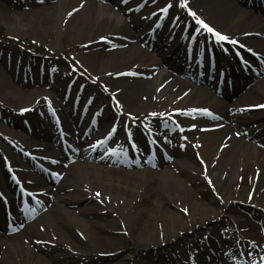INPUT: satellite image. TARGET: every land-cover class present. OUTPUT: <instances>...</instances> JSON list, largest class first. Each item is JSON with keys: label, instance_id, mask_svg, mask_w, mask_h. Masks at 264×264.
<instances>
[{"label": "bare ground", "instance_id": "1", "mask_svg": "<svg viewBox=\"0 0 264 264\" xmlns=\"http://www.w3.org/2000/svg\"><path fill=\"white\" fill-rule=\"evenodd\" d=\"M197 2L199 6L195 13L201 26V34L198 33L200 36L191 41L185 55L189 52L188 55L197 53L199 57L215 58L213 47L222 52L248 37L253 52L264 59V16L261 15L264 12V0H244L243 6L248 7V10L233 6L232 0ZM100 8L107 12H125L118 4L110 6L99 0H59L54 5L43 6L32 12L37 14V20L29 27V32L46 40L49 38L48 29L41 28L50 26L57 15L64 21L66 35L74 40V48L85 49L88 40L93 42L119 33L120 22L99 14L97 11ZM199 21L228 39L218 41ZM196 29L194 27L195 31ZM124 37L132 38L125 30ZM116 46L115 53L124 58L122 73L136 74L129 76L124 85H116L112 89L113 95L120 102L118 109L114 103L116 113L109 114V104H103L102 96L96 94H92L87 107L79 108L80 110L74 105L61 109L50 102H41L38 100L42 93L36 88L39 86L37 80L27 83L16 79L10 72L0 71V112L3 118H10L7 120L8 127L0 125V136L12 149L8 150L6 144L4 146L0 143V151L4 154L7 165L3 166L2 163L0 166V241L3 240L1 245L4 252L1 264H67L64 255L73 251L79 239L87 243L86 247L106 253L118 241L115 236L117 231L112 225L122 223L125 231L131 230V224L145 213L144 202L148 198L149 203L156 208L168 211L166 215H162V219L168 223L165 225L166 230H145L135 225L130 232L134 239L144 236L150 241L156 234L162 233L167 238H174L172 229L177 232L184 230L183 218H193L201 223L209 222L211 229H215L219 226L218 219L222 213L220 209L224 208L222 204L225 200L256 204L264 208V152L246 140V131H239L245 125L239 120L240 115H245L243 107V110L252 115L247 118L248 123L264 118V111L255 112L264 108V80L248 89L247 94L252 97L253 102L244 106L229 105L209 91L226 95L229 88L227 84L209 83L206 84L209 87L207 90L197 85H177L163 72L157 76L149 74L147 78L139 77L138 74L153 70V65L145 59L144 52L134 49L129 40H117ZM184 46L183 43L176 44L177 51L182 55ZM163 64L167 65V62ZM5 66L7 69V64ZM201 67L206 69L207 65ZM233 78V86L235 81L236 85L241 82V75L235 74ZM183 94L188 96L181 102ZM24 102L28 104L24 108L30 109L29 115L41 118L38 129L27 127L20 114H8L4 109ZM93 108L98 109L96 116H93ZM237 109L239 114L234 113ZM71 114H75V117H71ZM124 114L130 118L127 127L120 121ZM200 114L213 115L217 121L195 119ZM159 120L166 124L172 142L158 137L149 126V123L158 124ZM109 124H114L121 131L120 134L113 131L106 140V143L116 141L115 149L104 150L103 147L92 146L83 141L84 136L92 130ZM81 128L87 129L86 133H80ZM23 131L49 142L46 147L49 154L43 155L44 157L56 162L72 161L68 164L71 165L68 169L57 170V175L62 177L58 185L49 188L47 184L50 178L36 164L40 155L33 151L25 154L17 144H28L20 134ZM163 131L169 134L164 128ZM159 140L163 147L156 148ZM193 151L196 156L192 157ZM135 153L138 156L143 153L145 155L143 159H139ZM116 156L119 159H115ZM166 156L172 161L169 168L165 169L161 161ZM117 161H121L122 167L116 166ZM132 165L137 168H131ZM12 166L15 167L13 170ZM79 170H85L90 178L83 179ZM71 172L74 179H71ZM163 176L166 177L168 188L177 190L181 201L194 197L196 202L191 215L185 203L178 204L170 196L166 201H160L154 195L148 196L149 192L142 182L150 177L162 179ZM23 177H26V182L21 181ZM42 179L47 184H43L45 191L40 193L34 187L37 188L43 182ZM245 179L250 182L248 190L243 186ZM233 185L238 187L236 191L231 190L235 188H231ZM208 186H212L215 191L212 197L194 195L197 189ZM242 190L246 194L240 192ZM163 191L167 193L165 188ZM40 199H43V205L47 207L44 215L25 224L24 219L30 213L37 212L35 203L41 204ZM101 211L111 212L115 218L100 222L97 226L98 222L94 217ZM147 214L152 218L148 211ZM48 217L49 221L46 220ZM10 220L20 228L17 233L13 234L8 229ZM30 233H33L32 236ZM56 234L61 238H57ZM45 244L52 245L54 250L43 247ZM37 249L43 257H35L34 251ZM250 249L254 250V247L243 243L233 249L230 256L225 255V251L224 264H263L264 250L257 248L248 253V260L243 259ZM188 252H191L190 257L194 261L199 260L200 256L189 249ZM92 256L94 254L91 252L79 254L76 258L72 257L69 264L80 263L81 258L89 261ZM236 256L241 261L233 258Z\"/></svg>", "mask_w": 264, "mask_h": 264}, {"label": "rangeland", "instance_id": "2", "mask_svg": "<svg viewBox=\"0 0 264 264\" xmlns=\"http://www.w3.org/2000/svg\"><path fill=\"white\" fill-rule=\"evenodd\" d=\"M58 1L0 0V71L2 73L10 72L16 79H22L27 83L37 80L39 82L37 85L39 86L36 88L40 89L42 93L41 96H38V100L41 102H50L61 109L74 105L80 110L79 108L87 107L88 102L92 99V94H96L97 96H102L103 104H109L107 108L109 114L116 113L120 102L113 95L112 89L116 85H124L129 76L136 75L134 72L122 73L124 69L121 70V66L124 58L115 53L117 40H129L130 45L134 49L137 48L143 51L145 59L153 65L152 71L146 70L142 74H138L139 77L147 78L149 74L157 76L163 72L165 76L171 77L177 85H197L207 90H209V87L206 84L209 83L216 82V85L227 84L229 88L226 95L216 94L213 90L209 91L214 97L229 105L244 106L253 102L247 91L251 86L264 80V59L258 53L253 52L248 37H245L233 48L224 49L222 52L219 48L213 47L214 51L212 52L215 58L199 57L197 53L188 55L189 52L185 55V50L189 48L188 46H191V41L200 36L198 33H200L201 26L197 22L195 13L199 6L197 0H99L110 6L118 4L121 9L125 10L122 14L119 12H107L103 8L97 11L103 16L119 21L121 25L119 33L109 38L94 40L93 42L88 40L86 41L85 49L81 50L74 48V40L66 35L64 21H61V18L57 15L54 16L50 26L41 28L43 30L48 29L49 38L46 40H41L36 34L29 32V27L33 26L37 20V14L32 12L43 6L54 5ZM232 1L233 6L248 10V7L243 6L244 0ZM258 3L261 2L259 1ZM163 9H167V11H163ZM261 15L264 16V12ZM194 27L197 28V31L194 30ZM124 30L132 38L124 37ZM181 43L185 44L183 55L177 51L176 47V44ZM138 46L140 47L138 48ZM163 62H167V65L163 64ZM6 64L7 69H5ZM221 64H223V67L219 66ZM202 65H207L208 70L202 68ZM235 74L241 75V82L236 85L235 81V86H233L231 80H235L233 78ZM217 92L221 93L220 89ZM187 96V94H183L181 102ZM78 99L80 100L78 101ZM114 103L116 104V109H114ZM26 105L28 104L24 102L9 107L3 106V108L5 107L4 109L7 110L8 114L10 112L13 115L14 113L20 114L27 127L38 129L41 118H33L32 115H29L30 109L24 108ZM243 108L242 111L245 115H240L239 120L245 125L239 131H246L247 137L243 135L246 140L264 152V118L248 123L247 118L252 115L249 111L243 110ZM238 109L234 113L239 114ZM261 111H264V108L255 112ZM92 113L93 116H96L98 109L93 108ZM70 116L75 117V114ZM136 116L140 118L139 115ZM129 119L127 114H124L121 118L120 121L124 127H127ZM195 119H205L210 122L217 121L215 116L206 114H200ZM7 120H10V118L8 116L3 118L0 112V125L8 127ZM71 121L73 120L71 119ZM162 122L163 120H159L158 124L149 123V126L152 127L158 137L172 142V139H170L171 133L167 129L166 124ZM163 128L169 134L164 132ZM86 131L87 129L81 128L80 133H86ZM113 131H116L117 134L121 132L114 124L106 125V127L104 126L101 129L97 127L84 136L83 141L92 146L103 147L104 150L115 149L116 141L106 143ZM143 131L145 132L144 129ZM20 134L25 137L28 144L17 142L19 147L25 154L28 151L39 154V163L36 162V164L50 178L48 184L42 179L43 182L37 188L34 187L35 191L42 193V190L45 189L43 184L49 185V188L58 185L62 177L60 178L57 175V170L68 169L71 166L68 164L72 163V161L67 163L56 162L44 157L43 155L49 154L46 149L49 145L47 140L34 138L24 131L20 132ZM12 138L14 139V137ZM0 143L4 146L6 144L8 150L11 149L1 136ZM158 147H163L160 140L157 142L156 148ZM131 154H133L132 151ZM135 155L139 159H143L145 153L141 154V156L136 153ZM193 156H196L195 151L192 152ZM115 159H119V157L116 156ZM162 159L164 160L161 161V158H159L158 162H163L162 167L165 169L169 168L172 159L168 156ZM128 160L130 159L128 158ZM2 163L3 166L6 165L4 154L0 151V166H2ZM117 164V167H122L121 161H117ZM14 168V166L11 167L12 170ZM131 168L137 167L132 165ZM78 172L83 179L90 178L85 170H79ZM70 176L71 179H74L73 172H71ZM21 181L26 182V177H23ZM165 182V176L162 179L150 177L147 181L142 182V185L149 192L148 196L154 195L160 201H166L170 196L178 204L185 203L191 215L196 202L194 197L181 201L177 190L172 187L169 189ZM137 184H140V182ZM249 185V180L245 179L243 182L245 190H248ZM163 188L166 189L167 193L163 191ZM231 188H234L231 189L232 191L238 189L236 185ZM245 190L240 192L246 194ZM214 194L215 191L212 186H208L205 189H197L194 193L195 196L202 195L206 197H212ZM45 198L47 199L46 196ZM40 200L42 201L41 204L35 203L37 212L35 214L33 212L30 213L24 219L25 224H30L37 220L39 215H44L47 207L43 205V199ZM222 205L224 208L220 209L222 213L218 219L219 226L215 229H211L212 226L209 222L201 223L193 218H183L182 226L184 230L177 232L176 229H172L175 235L174 238H167V235L162 233L160 235L156 234L150 241L144 236L134 239L130 232L135 225L140 228L143 227L145 230L154 229L160 232L166 230L165 225L168 223L162 219V215H166L168 211L156 208L149 203L148 198L144 202L145 213L140 216L137 222L131 224V230L125 231L122 223L112 225L117 231L115 236L118 241L109 250H106V253L94 250L92 247H86L87 243L79 239L77 240L79 243H76L73 251L70 252L68 250L70 253L64 255L65 262L69 264L72 261V257L76 258L79 254L91 252L94 254L91 260L87 261L81 258L80 263L78 262L77 264H224L226 261V258L224 259L223 257L225 251V255L230 256L232 255V250L239 247L240 244L246 243L253 246L254 250L256 248L264 250V208L256 204H239L233 200H225ZM147 211L152 218L148 217ZM94 218H96L95 221L98 222L97 226H99L100 222L113 220L115 215L111 212L101 211ZM46 220L49 221L50 217ZM7 227L13 234L20 230L18 225L11 220ZM168 232L171 233L170 230ZM32 234L30 233L31 236ZM55 236L59 239L61 238L58 234ZM1 241L0 264L4 256ZM194 245H197V247H194ZM43 247H49L54 250V247L50 244H45ZM188 249L200 256L199 260L196 259L197 261H194L190 257L191 252H188ZM254 250L250 249L247 251L243 259L245 261L248 260L250 258L248 253L254 252ZM56 253L59 254L60 252ZM34 254L36 258L37 256L43 257L39 249L35 250ZM233 258L241 261L240 257L236 256Z\"/></svg>", "mask_w": 264, "mask_h": 264}, {"label": "snow or ice", "instance_id": "3", "mask_svg": "<svg viewBox=\"0 0 264 264\" xmlns=\"http://www.w3.org/2000/svg\"><path fill=\"white\" fill-rule=\"evenodd\" d=\"M163 11H167V9H163ZM193 15L195 14L193 13ZM199 23H201L203 27L206 28L209 33H212L217 38L218 41H224L228 39L227 37L221 35L220 33L214 32V30L211 27H209L207 24H204L203 21H199ZM231 42L235 43V41H231ZM97 196H99V193H97Z\"/></svg>", "mask_w": 264, "mask_h": 264}]
</instances>
